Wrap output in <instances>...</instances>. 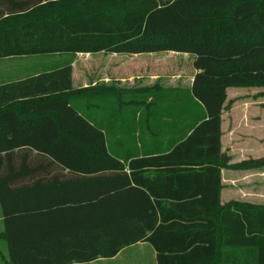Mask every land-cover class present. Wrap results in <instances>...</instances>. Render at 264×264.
I'll use <instances>...</instances> for the list:
<instances>
[{
    "label": "trees",
    "instance_id": "1",
    "mask_svg": "<svg viewBox=\"0 0 264 264\" xmlns=\"http://www.w3.org/2000/svg\"><path fill=\"white\" fill-rule=\"evenodd\" d=\"M99 53L193 56L191 96L207 121L156 158H198L189 147L204 127L218 155L226 89L264 84V0H0V60ZM93 91L72 88L68 65L0 86L9 264H87L138 243L157 264H264V207L220 208L218 170L212 196L207 183L199 197L155 196L134 172L143 164L126 173L103 129L70 104Z\"/></svg>",
    "mask_w": 264,
    "mask_h": 264
},
{
    "label": "crops",
    "instance_id": "2",
    "mask_svg": "<svg viewBox=\"0 0 264 264\" xmlns=\"http://www.w3.org/2000/svg\"><path fill=\"white\" fill-rule=\"evenodd\" d=\"M163 58L189 59L191 64L194 60L191 55L177 53L134 56L112 54L109 57L121 60L123 63L120 67L123 70L119 72L130 76L128 82L132 85H127L123 81L120 87L122 89L118 93L120 110H125L129 118L135 119L134 122L128 123V126L143 127L150 135L149 142L137 145L134 149L135 154L124 151V157L120 158V161L125 167V172L129 173L128 164L131 161L137 162L138 165L143 164V168L134 170L137 176L141 173L143 183L151 188L155 196L170 198L180 194L197 193L199 197L203 183L208 184L207 195L212 196L215 185L213 171L218 170L220 208L229 202L264 207V167L257 170H232L223 166L225 158L228 159L226 165L230 167L248 161L264 160V126L262 133H254L251 125L254 121L248 110L244 109L246 103L238 102L237 96L235 99L228 97L230 91L235 92L234 90L238 88L226 89V100L220 121L218 155L212 151V143L207 145L213 138L212 133L207 132V127H204L205 131L195 132L192 141L194 146L189 147L191 153L193 149H198V158H189L184 161L187 163L176 159L156 158L170 153L179 143L190 137L197 126L207 121L202 106L191 96V85L196 72L194 71L187 87L179 86L173 80L171 84H164L162 79L166 75L158 73L164 68L159 69L156 66L157 61ZM142 78H149L150 81L136 86V80ZM148 89L152 91L147 94L140 92ZM230 102L232 106L225 109ZM131 108L133 111H127ZM200 140L205 142L201 148L195 146ZM201 149L203 152L209 150V155L205 157L203 153L201 156ZM179 173L189 174L188 179L185 182L180 181L176 178ZM3 232L4 224L0 209V264H9ZM87 264H157V262L152 248L148 244L138 243L123 249L111 259H99Z\"/></svg>",
    "mask_w": 264,
    "mask_h": 264
},
{
    "label": "rangeland",
    "instance_id": "3",
    "mask_svg": "<svg viewBox=\"0 0 264 264\" xmlns=\"http://www.w3.org/2000/svg\"><path fill=\"white\" fill-rule=\"evenodd\" d=\"M110 56L112 54L9 58L0 61V86L16 82H27L39 74L50 73L66 65L70 66L73 88L89 87L94 89L91 93L72 97L70 104L79 114L84 115L103 129L104 140L108 149L122 158L124 157V151L135 154L136 150L134 149L137 145L148 141L150 135L144 131L143 127L128 126V123L134 122L135 119L129 118L125 110H120L118 91L122 89L120 87L123 81L127 85H132L131 82H128L130 76L127 77L121 74L119 70H123L120 67L123 62L109 59ZM178 59L163 58L155 63L159 69L164 68L158 72L166 75L163 77L162 83L171 84L173 80L176 81L177 85L187 87L194 74L191 60ZM148 81H150L149 78H142V80H136L135 85L140 86ZM236 88L241 90L230 91L228 93L229 99H235L237 96L238 102L246 103L244 109L248 110L251 119L254 121L251 124L254 133H262V126H264V84L234 87V89ZM231 103H228L225 109H229L232 106ZM127 111H133V108ZM224 160L223 166L227 169L257 170L261 168V165L254 167L247 165V163L257 161L244 162L241 164L242 167L239 168L240 164L230 167L226 165L228 159L225 158ZM220 261L221 256H219L217 263Z\"/></svg>",
    "mask_w": 264,
    "mask_h": 264
}]
</instances>
